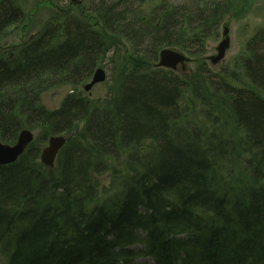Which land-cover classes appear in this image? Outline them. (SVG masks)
<instances>
[{
	"label": "trees",
	"instance_id": "obj_1",
	"mask_svg": "<svg viewBox=\"0 0 264 264\" xmlns=\"http://www.w3.org/2000/svg\"><path fill=\"white\" fill-rule=\"evenodd\" d=\"M27 1L0 0V136L37 134L0 167V264H264V27L214 70L200 50L239 0L51 4L31 36ZM166 48L193 68H157ZM105 62L107 96L84 97ZM60 135L52 170L40 152Z\"/></svg>",
	"mask_w": 264,
	"mask_h": 264
},
{
	"label": "rangeland",
	"instance_id": "obj_2",
	"mask_svg": "<svg viewBox=\"0 0 264 264\" xmlns=\"http://www.w3.org/2000/svg\"><path fill=\"white\" fill-rule=\"evenodd\" d=\"M71 1L76 2L77 0H28L25 7L27 12L25 24L28 23L30 29L27 31L26 36L34 35L40 28H42L47 20V15L49 13L48 10L51 8V4H53L56 11L60 10V8L65 9L67 5L71 4ZM239 3L240 9H243L242 17L239 19L231 17L220 29L217 37L215 36L208 40L200 50V55L206 59L207 66L214 70L226 66H233L235 61L245 55L244 51L246 50L249 39H251L259 29L264 27V0H248L247 2H245V0H239ZM28 19H31L33 23L28 22ZM226 29H229L228 36L230 38L231 47L228 50L224 61L215 67L209 59L216 55L217 47L225 39L224 32ZM20 35L21 32L19 30H16V32L13 31L12 38H9V45H17L21 37ZM102 68H104L107 73V82L95 87L91 94H84L82 90H84L85 84H82L78 90L84 97L89 99H102L107 96V84H110L111 82L109 77L110 70L107 62H105V65H103ZM192 68L193 64L190 63L188 65V70ZM72 91L73 89L70 87L51 90L44 95L43 104L50 110H56L60 107L65 97ZM35 136L37 137V134H35ZM66 138L68 139V137ZM105 186L109 187V184L107 183ZM147 262L148 260L142 259L138 264H146Z\"/></svg>",
	"mask_w": 264,
	"mask_h": 264
},
{
	"label": "water",
	"instance_id": "obj_3",
	"mask_svg": "<svg viewBox=\"0 0 264 264\" xmlns=\"http://www.w3.org/2000/svg\"><path fill=\"white\" fill-rule=\"evenodd\" d=\"M229 30L226 29L224 32L225 39L217 47V53L215 56L210 58L213 65H218L223 62L226 57L228 50L230 49L231 42L228 36ZM158 68L169 69L173 71L187 70V65L190 59L185 54L173 50L164 49L159 56ZM107 80L105 70L102 68L97 69L92 77V81L85 86V91L90 92L95 86L104 83ZM35 140V133L31 130H22L18 136V139L14 145L5 144L0 136V167L14 164L20 159L29 146ZM67 139L63 136H52L48 140L47 146H45L40 155L41 163L50 169H54L59 153L65 147Z\"/></svg>",
	"mask_w": 264,
	"mask_h": 264
},
{
	"label": "bare ground",
	"instance_id": "obj_4",
	"mask_svg": "<svg viewBox=\"0 0 264 264\" xmlns=\"http://www.w3.org/2000/svg\"><path fill=\"white\" fill-rule=\"evenodd\" d=\"M262 29V28H261ZM229 30V29H228ZM260 30V29H259ZM143 244L142 243H136V244H134V245H132V246H130V248H132V249H143ZM140 260H142V259H140ZM140 260H138L137 262H139ZM143 260H146L145 258L143 259Z\"/></svg>",
	"mask_w": 264,
	"mask_h": 264
}]
</instances>
